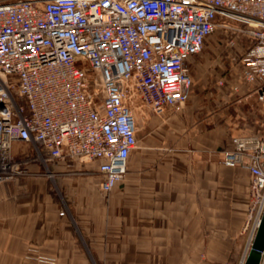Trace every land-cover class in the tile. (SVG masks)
I'll return each mask as SVG.
<instances>
[{
	"label": "built area",
	"instance_id": "1",
	"mask_svg": "<svg viewBox=\"0 0 264 264\" xmlns=\"http://www.w3.org/2000/svg\"><path fill=\"white\" fill-rule=\"evenodd\" d=\"M218 29L246 42L230 74L264 109V0H0V183L26 173L13 153L25 142L44 161L96 162L111 192L138 145L131 93L157 114L182 109L190 59ZM231 142L223 164L251 176L245 264L264 213V131Z\"/></svg>",
	"mask_w": 264,
	"mask_h": 264
},
{
	"label": "crops",
	"instance_id": "2",
	"mask_svg": "<svg viewBox=\"0 0 264 264\" xmlns=\"http://www.w3.org/2000/svg\"><path fill=\"white\" fill-rule=\"evenodd\" d=\"M224 41L229 69L225 58L206 69L210 51L190 59L188 101L147 120L109 193L96 162L44 161L15 142L26 173L0 183V264H241L251 176L222 158L233 135L261 132L264 109L230 74L246 42Z\"/></svg>",
	"mask_w": 264,
	"mask_h": 264
},
{
	"label": "rangeland",
	"instance_id": "3",
	"mask_svg": "<svg viewBox=\"0 0 264 264\" xmlns=\"http://www.w3.org/2000/svg\"><path fill=\"white\" fill-rule=\"evenodd\" d=\"M221 36H225V32L222 29H218L217 31H215L208 38V41H206V43H205L204 49L202 51L203 52L204 51H210L209 56L211 57V59L209 60L210 62L208 63L210 65L208 66V68L206 67V69H212V67H215L216 62L218 60H221V59L224 60V58H225V60H224L225 61V64H224L225 65V69H227V70L229 69L228 61H230V58L226 57L227 56V52H226L227 51L226 50V44L227 43H226V41H224L223 43L221 42L222 44L219 46V48H216V47H218L216 45H217V42H218L219 38H221ZM211 43L214 44L213 50L211 48L213 45L211 47H206V45H209ZM226 58H228L227 59L228 61H226ZM191 70H192V74H194V67L192 66V64H191ZM231 77L234 78L235 76L233 75ZM193 80H194V78H193ZM128 102H129V105L131 106V108H132V110H133V112L135 114L136 119H137L138 131L139 132H144V130L146 129L145 127H146L147 120L151 116H153L154 114H157V113L153 110L152 106L147 101H145L144 98H142L141 93L138 90H136V89L131 93V96H130V99L128 100ZM262 118H263V121H261L259 123V124H261V125H259V129L261 131H264V116ZM22 146L24 148H28L29 150H32L34 153L37 152V150H36V148H35V146L33 144H30V143L24 144L23 143ZM16 159L20 163L22 162L18 158H16ZM91 165H92L91 166L92 167L91 170L94 171L95 170V165L93 163H91ZM245 251H246V248H245ZM245 251H244V254H245ZM243 258H244V256H243Z\"/></svg>",
	"mask_w": 264,
	"mask_h": 264
},
{
	"label": "water",
	"instance_id": "4",
	"mask_svg": "<svg viewBox=\"0 0 264 264\" xmlns=\"http://www.w3.org/2000/svg\"><path fill=\"white\" fill-rule=\"evenodd\" d=\"M264 250V213L245 264H259Z\"/></svg>",
	"mask_w": 264,
	"mask_h": 264
},
{
	"label": "trees",
	"instance_id": "5",
	"mask_svg": "<svg viewBox=\"0 0 264 264\" xmlns=\"http://www.w3.org/2000/svg\"><path fill=\"white\" fill-rule=\"evenodd\" d=\"M244 45H246V44H244Z\"/></svg>",
	"mask_w": 264,
	"mask_h": 264
}]
</instances>
